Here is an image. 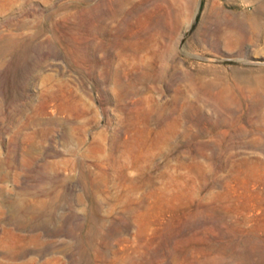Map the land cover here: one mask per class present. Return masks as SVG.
Instances as JSON below:
<instances>
[{"label":"rangeland","instance_id":"374dc122","mask_svg":"<svg viewBox=\"0 0 264 264\" xmlns=\"http://www.w3.org/2000/svg\"><path fill=\"white\" fill-rule=\"evenodd\" d=\"M200 1L0 0V264H264V0Z\"/></svg>","mask_w":264,"mask_h":264},{"label":"bare ground","instance_id":"6f19581e","mask_svg":"<svg viewBox=\"0 0 264 264\" xmlns=\"http://www.w3.org/2000/svg\"><path fill=\"white\" fill-rule=\"evenodd\" d=\"M163 2L167 3V2H170V1H174V0H162ZM189 1V0H188ZM159 3V2H158ZM171 3V2H170ZM173 4V3H172ZM167 6V5H166ZM181 6V5H180ZM170 7V6H169ZM172 7V5H171ZM177 7V6H176ZM161 78V77H159ZM163 80V79H162ZM176 99V98H175ZM215 101V100H214ZM174 106V105H173ZM158 107V106H157ZM156 107V108H157ZM136 108V107H135ZM146 109V108H145ZM156 110V109H155ZM160 110V109H158ZM161 111V110H160ZM145 116L146 118H149L151 116V112H146L145 113ZM181 116L182 114L180 115V117H173L171 119V121L167 122L164 124V127L162 128V130L160 131V136H163L165 137L166 135L170 134V135H174L176 133V130H177V126H178V123L180 122L181 120ZM167 119V116L166 114H163L159 117V120H165ZM168 120V119H167ZM157 129V128H156ZM155 132V131H154ZM156 133V132H155ZM187 135V133H186ZM115 144V143H114Z\"/></svg>","mask_w":264,"mask_h":264},{"label":"water","instance_id":"95a60500","mask_svg":"<svg viewBox=\"0 0 264 264\" xmlns=\"http://www.w3.org/2000/svg\"><path fill=\"white\" fill-rule=\"evenodd\" d=\"M202 4H203V0L200 1V8H201Z\"/></svg>","mask_w":264,"mask_h":264}]
</instances>
